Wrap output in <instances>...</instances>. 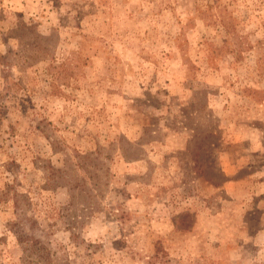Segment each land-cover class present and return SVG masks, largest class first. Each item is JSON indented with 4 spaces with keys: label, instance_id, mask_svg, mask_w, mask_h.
Returning a JSON list of instances; mask_svg holds the SVG:
<instances>
[{
    "label": "rangeland",
    "instance_id": "374dc122",
    "mask_svg": "<svg viewBox=\"0 0 264 264\" xmlns=\"http://www.w3.org/2000/svg\"><path fill=\"white\" fill-rule=\"evenodd\" d=\"M0 264H264V0H0Z\"/></svg>",
    "mask_w": 264,
    "mask_h": 264
}]
</instances>
